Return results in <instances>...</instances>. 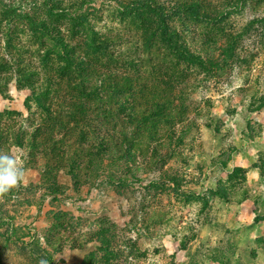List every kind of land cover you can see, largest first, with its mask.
Here are the masks:
<instances>
[{"label":"rangeland","instance_id":"rangeland-1","mask_svg":"<svg viewBox=\"0 0 264 264\" xmlns=\"http://www.w3.org/2000/svg\"><path fill=\"white\" fill-rule=\"evenodd\" d=\"M66 1L0 0V149L27 157V187L0 201V264H39L34 242L51 257L48 264H264V106L253 98L264 93V49L256 35H236L264 6L224 20V32L234 35H205L206 24L185 22L189 46L219 57L222 69L196 70L165 86L145 71L133 85L166 91L172 101L159 97L173 111L140 122L130 153L91 167L84 156L72 170L68 161L42 170L48 160L30 144L16 148L9 127L31 112V133L40 120V57L53 46L38 41L40 28L52 33L56 21L64 23L56 8ZM99 1L102 10L90 15L96 36L116 37L121 51L137 55L129 18L116 1ZM225 48L245 63L229 53L224 63ZM21 75L29 81H18ZM108 173L123 181H105Z\"/></svg>","mask_w":264,"mask_h":264},{"label":"trees","instance_id":"trees-1","mask_svg":"<svg viewBox=\"0 0 264 264\" xmlns=\"http://www.w3.org/2000/svg\"><path fill=\"white\" fill-rule=\"evenodd\" d=\"M114 1L119 15L129 18L132 31L138 35L137 55L121 51L116 37L96 36V24L90 15L102 10L104 1L68 0L56 8L60 11L56 14L62 15L61 18L65 16L64 23L56 21L52 33L46 25L40 28L43 32L38 39L41 45H44L42 37L53 43L40 57L46 67L41 83L35 86L40 120L28 133L30 112L28 120L15 122L9 132L16 148L23 150L30 144L41 158L48 160L40 167L42 170H56L64 166V161L69 162L72 170L84 156L91 167L98 158L101 162L105 158L114 161L123 158L120 150L130 153L140 122L157 116L168 119L169 112L173 111L170 103L166 105L159 97L164 95L172 101L166 91L160 94L151 91L152 87L146 88L140 83L133 85L145 71H152V78L165 86L164 83H176L196 70L209 74L222 69L217 64L219 57L202 55L189 46L185 38L189 29L185 22L206 24L209 31L205 35H234L224 32L221 26L224 20L232 13L264 6V0H226L225 7L210 5L208 0ZM103 26L106 28L105 23ZM194 35L200 34L195 31ZM236 35H256L264 49V15L251 16ZM223 52L224 63L226 53L232 58L235 56L231 49L225 48ZM235 57L234 62L245 63L246 58ZM19 73L17 69L16 74ZM26 80L28 77L24 75L18 79ZM253 98L259 106H264V93ZM1 131L4 130L0 128ZM85 145L88 148L81 155ZM90 174L91 178L98 176L93 171ZM122 178L109 173L104 176L107 182L123 181ZM8 223L12 237L11 219ZM29 247L39 260L51 258L36 242Z\"/></svg>","mask_w":264,"mask_h":264},{"label":"clouds","instance_id":"clouds-1","mask_svg":"<svg viewBox=\"0 0 264 264\" xmlns=\"http://www.w3.org/2000/svg\"><path fill=\"white\" fill-rule=\"evenodd\" d=\"M26 160V156H18L15 150L0 149V201L9 193L18 192L22 187H27L24 167ZM39 264H48V261L41 259Z\"/></svg>","mask_w":264,"mask_h":264}]
</instances>
